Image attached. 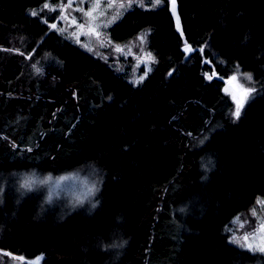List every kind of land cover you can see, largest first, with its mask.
Here are the masks:
<instances>
[{
    "label": "trees",
    "instance_id": "obj_1",
    "mask_svg": "<svg viewBox=\"0 0 264 264\" xmlns=\"http://www.w3.org/2000/svg\"><path fill=\"white\" fill-rule=\"evenodd\" d=\"M49 1L0 0V264H264L228 231L264 199V0H141L98 55Z\"/></svg>",
    "mask_w": 264,
    "mask_h": 264
},
{
    "label": "rangeland",
    "instance_id": "obj_2",
    "mask_svg": "<svg viewBox=\"0 0 264 264\" xmlns=\"http://www.w3.org/2000/svg\"><path fill=\"white\" fill-rule=\"evenodd\" d=\"M69 0H50L48 4L53 9V13L47 16V20L52 24H56L58 30L66 33L84 50L98 55L99 47L105 43L106 37L110 32V29L122 18L126 11L134 8L135 6L150 7L149 4H144L141 0H72L71 7H68ZM109 3L112 6L109 7ZM98 5V6H97ZM121 5H123L121 7ZM83 9V11H80ZM91 12L92 17L85 15V13ZM102 13V14H101ZM64 17V19H62ZM75 19L76 24H72L71 21ZM83 24V29L79 28V25ZM90 28H94L95 31H90ZM100 33L99 36L96 33ZM75 33V35H73ZM190 45L185 46L186 52L189 54ZM129 47L127 44H121L120 48ZM97 48V52L93 49ZM191 49V48H190ZM148 56V53L145 54ZM147 68L151 66L150 62L146 63ZM242 76L243 82L236 76L234 80L235 86H224L225 92L229 94L234 102V113L236 109V101L241 98L245 89L252 88L255 90L254 85L248 83V77L250 73ZM227 89V91H226ZM254 92V91H253ZM253 92L247 97L244 105L251 98ZM236 97L234 99L233 97ZM242 110V109H241ZM62 187L61 192H65L72 196L83 197L90 190V181L86 178H82L78 175H70L67 179L60 182ZM52 194L56 197V192L52 190ZM263 200V201H262ZM260 205L259 212H254L255 217L251 221L247 219H240L239 216H235L233 224L228 225V231L232 234L231 240L236 243L237 246L243 248L246 251L253 253H260L264 255V251H260V248H264V199L259 198ZM244 237L248 239L245 240ZM252 245L249 248L247 245ZM246 264H260L259 262L251 261Z\"/></svg>",
    "mask_w": 264,
    "mask_h": 264
},
{
    "label": "snow or ice",
    "instance_id": "obj_3",
    "mask_svg": "<svg viewBox=\"0 0 264 264\" xmlns=\"http://www.w3.org/2000/svg\"><path fill=\"white\" fill-rule=\"evenodd\" d=\"M71 2H72V0H69V3H68V5H67L68 7H71ZM105 2H108V0H105ZM113 2H114V0H113ZM157 3H159V0H157ZM171 5H172V11L175 12V11H176V0H171ZM45 6L47 7L48 5H45ZM97 6H98V5H97ZM111 6H112V3H109V7H111ZM122 6H123V5H121V7H122ZM80 11H83V9H80ZM32 14L35 15L36 13H32ZM101 14H102V13H101ZM85 15L92 17V13H91V12L85 13ZM62 19H64V17H62ZM92 19L95 20V17H92ZM178 19H179V17H177V20H178ZM71 23H72V24H76V20L73 19V20L71 21ZM51 27L55 29V28H57V25H56V24H52ZM83 27H84L83 24L79 25V28L83 29ZM60 31H64V29H60ZM90 31H95V29H94V28H90ZM73 35H75V33H73ZM96 35L99 36L100 33L97 32ZM118 50H122V49H118ZM187 50H188V51H191L190 48L187 49ZM148 59H152V57L149 56ZM211 78H212V77L209 76V79H211ZM232 79L235 80L236 77H232ZM248 79H251V77L249 76ZM226 91H227V89H226ZM253 91H254V89H252V88L245 89L244 92H243V95L241 96V98L237 99V101H236V109H235V113H234V115H235L236 117H239V116H240L241 109H242L243 106H244V102H245V100L247 99V97H248ZM233 98L236 99L235 96H234ZM61 179H67V177H62ZM25 186L28 187V186H30V185H29V184H26ZM49 198H51V197H49ZM244 239L247 240L248 238H247V237H244ZM247 246H248L249 248L252 247V245H250V244L247 245ZM260 251H264V248H260Z\"/></svg>",
    "mask_w": 264,
    "mask_h": 264
},
{
    "label": "water",
    "instance_id": "obj_4",
    "mask_svg": "<svg viewBox=\"0 0 264 264\" xmlns=\"http://www.w3.org/2000/svg\"><path fill=\"white\" fill-rule=\"evenodd\" d=\"M170 9H171V11H172L171 0H170ZM172 13H173L175 19L177 20V17H179V15H178V11H177V1H176V11H175V12L172 11ZM224 80H225V79H224ZM225 83H226L227 86L234 87L233 81L230 80V79H227V80L225 81ZM34 263L36 264L37 261L35 260Z\"/></svg>",
    "mask_w": 264,
    "mask_h": 264
}]
</instances>
